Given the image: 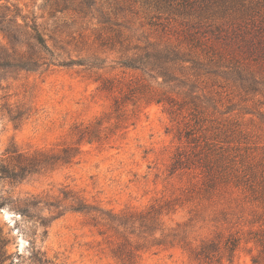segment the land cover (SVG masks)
<instances>
[{
	"label": "rangeland",
	"instance_id": "rangeland-1",
	"mask_svg": "<svg viewBox=\"0 0 264 264\" xmlns=\"http://www.w3.org/2000/svg\"><path fill=\"white\" fill-rule=\"evenodd\" d=\"M238 5V1L228 0L224 14L201 23L196 15L159 9L144 0H0V163L9 162L11 154L6 151L58 152L62 145L75 142V125L88 124L109 112L119 94L117 89L102 90L103 83L121 86L141 75L117 64L128 45L182 42L180 47L187 50L182 31L202 25L200 32L206 31L211 38L208 44L213 43L208 51H235L242 63L258 71L255 63L243 58L245 42L225 29L228 23L215 26L232 17ZM16 22L27 23V27L10 44L7 35L17 32ZM33 24L49 53L31 38ZM70 61L83 65H59ZM259 73L258 78L264 77ZM203 80L201 85L220 99L218 110L232 109L230 116L216 113L212 125L230 117L229 122L242 130L231 155L238 156L236 160L244 156L264 171V124L259 115L264 113V88L252 92L246 89V82L221 73ZM177 128L163 105L142 104L134 126L109 140L84 145L77 163L39 170L20 183L0 180V234L8 241L5 250L11 256L5 264H37L35 256L46 260L44 264H117L101 237L88 226L87 217L72 211H48L44 204H58L63 191L76 193L107 211H141L155 200L183 197L198 179H191L190 171L169 175L171 158L183 147L175 138ZM31 197L42 203L30 211L14 210L17 201ZM190 207L189 203L178 208L166 218L167 223L184 220ZM241 211L246 223L238 228L247 238L250 230L259 227L252 223L255 218L247 203ZM256 253L254 242L243 240L233 264H252ZM139 264L198 263L186 252L173 249L148 251Z\"/></svg>",
	"mask_w": 264,
	"mask_h": 264
},
{
	"label": "trees",
	"instance_id": "trees-1",
	"mask_svg": "<svg viewBox=\"0 0 264 264\" xmlns=\"http://www.w3.org/2000/svg\"><path fill=\"white\" fill-rule=\"evenodd\" d=\"M144 1L180 15H196L202 23L203 19L224 14L223 8L228 0ZM236 1L239 5L235 14L215 26L220 28L228 23L225 29L245 42L246 51L242 54L246 55L243 58L255 63L258 71L264 73V0ZM201 26L198 25V29L189 26L182 31L187 50L180 47L182 42L161 45L147 41L143 45H128L117 64L141 75L121 86H115L111 81L103 83L101 89L104 91L118 90L119 96L113 98L110 111L88 124L75 125L72 130L75 142L62 145L58 152L37 150L26 154L6 151L11 155L9 162L0 163V180L20 183L42 169L69 167L78 162L84 145L109 140L117 132L125 133L134 126L142 104H161L170 121L178 127L175 138L183 144L182 150L171 158L169 175L190 171L191 179H198L191 183L183 197L155 200L141 211H107L88 203L76 193L63 191L58 204H44L46 210L72 211L87 217L88 226L101 237L108 254L117 264H139L141 256L148 251L173 249L186 252L198 264H233L243 240L253 241L257 247L251 263L264 264V171L256 169V165L246 161L244 156L236 160L238 156L231 155L232 144L240 140L242 130L238 124L229 122L230 117L224 123L212 125L216 113L230 116L232 109L226 107L219 111L221 104L220 99L215 98L216 93L201 85L203 78L217 77L221 73L234 76L249 84L246 89L259 92V87L264 88V77L258 78L256 74L260 73L242 63L235 51L220 52L216 48V53L208 51L213 43L208 44L211 38L207 37L206 31L200 32ZM15 27L17 32L7 35L10 44L18 41L27 23L21 26L16 22ZM30 29L31 38L39 49L49 53L50 49L36 25ZM237 52H241L240 47ZM71 64L83 65L80 61L59 65ZM259 115L264 124V113ZM41 203L31 197L23 202L17 201L14 210L30 211ZM189 203L191 209L184 220L167 223L166 218ZM246 203L255 218L252 223L258 224L259 228L250 230L249 237L243 238L238 226L246 223L241 211ZM236 209L238 211H234ZM257 211L263 212L259 214ZM57 216H60L59 212ZM40 225L45 227L43 221ZM7 243L0 234V264L11 258L5 250ZM35 258L37 264L46 262Z\"/></svg>",
	"mask_w": 264,
	"mask_h": 264
}]
</instances>
